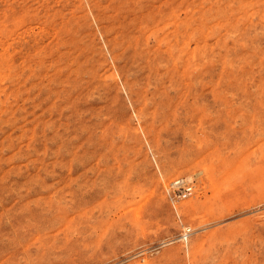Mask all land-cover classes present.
<instances>
[{"label": "rangeland", "instance_id": "374dc122", "mask_svg": "<svg viewBox=\"0 0 264 264\" xmlns=\"http://www.w3.org/2000/svg\"><path fill=\"white\" fill-rule=\"evenodd\" d=\"M0 264H264V0H0Z\"/></svg>", "mask_w": 264, "mask_h": 264}, {"label": "built area", "instance_id": "2783aa9c", "mask_svg": "<svg viewBox=\"0 0 264 264\" xmlns=\"http://www.w3.org/2000/svg\"><path fill=\"white\" fill-rule=\"evenodd\" d=\"M165 193L169 201L175 204L179 199H187L195 193V185L192 180L187 178H176L165 186ZM184 236L190 234V231L183 232Z\"/></svg>", "mask_w": 264, "mask_h": 264}]
</instances>
